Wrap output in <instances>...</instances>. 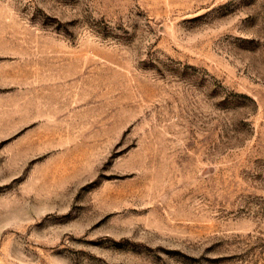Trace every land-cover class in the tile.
Masks as SVG:
<instances>
[{
  "label": "rangeland",
  "instance_id": "1",
  "mask_svg": "<svg viewBox=\"0 0 264 264\" xmlns=\"http://www.w3.org/2000/svg\"><path fill=\"white\" fill-rule=\"evenodd\" d=\"M0 264H264V0H0Z\"/></svg>",
  "mask_w": 264,
  "mask_h": 264
}]
</instances>
